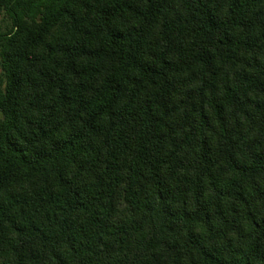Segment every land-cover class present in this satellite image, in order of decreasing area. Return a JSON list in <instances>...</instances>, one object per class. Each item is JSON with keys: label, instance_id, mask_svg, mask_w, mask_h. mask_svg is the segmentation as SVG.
I'll return each instance as SVG.
<instances>
[{"label": "trees", "instance_id": "16d2710c", "mask_svg": "<svg viewBox=\"0 0 264 264\" xmlns=\"http://www.w3.org/2000/svg\"><path fill=\"white\" fill-rule=\"evenodd\" d=\"M0 264H264V0H0Z\"/></svg>", "mask_w": 264, "mask_h": 264}]
</instances>
